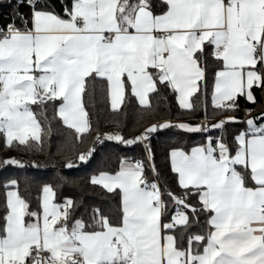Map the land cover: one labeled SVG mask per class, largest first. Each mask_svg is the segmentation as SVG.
I'll return each instance as SVG.
<instances>
[{
  "label": "snow or ice",
  "instance_id": "snow-or-ice-1",
  "mask_svg": "<svg viewBox=\"0 0 264 264\" xmlns=\"http://www.w3.org/2000/svg\"><path fill=\"white\" fill-rule=\"evenodd\" d=\"M4 3V148L60 156L65 169L87 165L106 142L142 155L90 175L104 204L61 196L68 180L58 176L39 182L33 208L30 186L7 179L0 264H264V107L238 117L241 98L255 105V91L264 95V0H60L59 11L50 0ZM167 95L182 114L203 106L204 121L164 119L128 136L93 124L97 96L120 129L129 103L139 122ZM209 99L222 117L210 125ZM162 131L203 136L167 153L176 191L162 188L155 164L151 138ZM27 163L8 157L0 167Z\"/></svg>",
  "mask_w": 264,
  "mask_h": 264
},
{
  "label": "trees",
  "instance_id": "trees-1",
  "mask_svg": "<svg viewBox=\"0 0 264 264\" xmlns=\"http://www.w3.org/2000/svg\"><path fill=\"white\" fill-rule=\"evenodd\" d=\"M13 3L16 0H12ZM50 2L56 5L57 10H60V0H50ZM21 13H26L27 9L24 7L20 8ZM11 9L6 6L4 0H0V27H3L10 19ZM19 23V21H17ZM214 67L211 63L208 65V75L209 80H211L214 73ZM99 89V85L97 86ZM257 97V104H250L244 99H240V109L238 117L243 119L244 113L243 109L250 107L253 109L254 115H259V111L264 107V95H262L258 90L255 91ZM155 103V101H154ZM160 107L157 109V112L154 116L146 118L145 120H137V115L134 112V102L129 103L126 111L128 112L127 119L123 121L122 128L117 129L116 125L111 122L112 116L110 110H108L105 105L100 101L99 96L95 103V113L93 116V124L96 125L97 120H99V129L101 133L111 132L115 130H121L124 135L128 136L130 134L142 131L150 123L154 122H163L164 119H170L173 122H189V123H201L204 121V107L200 106L195 113L191 115L182 114L181 110L178 109V106L174 100V97L167 95V102L164 100L160 101ZM123 107V106H122ZM92 111V108L89 109ZM208 112L209 119L219 120L222 117L211 115V104L210 99L208 101ZM51 110H49L48 115L51 116ZM245 125L239 124L236 127L229 126L226 130V135L231 138V135L236 131V128L243 129ZM94 134V133H93ZM214 135H219V133H213ZM60 137L53 135L52 137V146L55 150L56 144L59 141ZM180 141L182 146L188 148L193 146L198 142L203 141V136L199 134L184 135L182 137L176 136L174 133L167 131H162L157 134H154L151 138V146L154 151L155 164L157 169L161 172V186L162 188H171L173 191H176V185L174 180L171 178L172 174L169 171V166L166 161L167 153L169 149L177 145V142ZM122 155L134 156L136 158H141L142 150L134 149L132 151H125L123 148L116 145H108L106 142L105 146L98 147L94 157L91 162L87 165H77L71 169H65L63 167V158L60 156H52L46 158L43 155L39 156H30L26 153L9 150L4 148L3 144L0 143V160L8 157H17L19 159L27 161V166L25 168H16V167H0V201L3 200L4 188L3 185L7 179L15 178L20 181L21 191L25 189L26 185H29L31 188V199L33 201V208H35V199L38 190V184L41 181H47L55 183L57 177H66L68 183L60 189H57L58 193L61 196H72L76 199H82L86 204L98 203L104 204L108 203L107 200L103 199V193L97 192L90 186L87 181L90 178V175L98 173L100 170L111 171L117 166L118 158ZM37 160L41 162L40 168H33L31 166V161ZM55 165V166H53ZM166 181V184H165ZM0 207V211H2Z\"/></svg>",
  "mask_w": 264,
  "mask_h": 264
},
{
  "label": "rangeland",
  "instance_id": "rangeland-1",
  "mask_svg": "<svg viewBox=\"0 0 264 264\" xmlns=\"http://www.w3.org/2000/svg\"><path fill=\"white\" fill-rule=\"evenodd\" d=\"M217 121V120H216ZM215 120H211V121H208L207 123L210 125L212 123H215L216 122Z\"/></svg>",
  "mask_w": 264,
  "mask_h": 264
}]
</instances>
